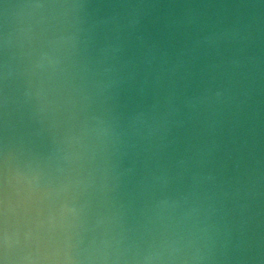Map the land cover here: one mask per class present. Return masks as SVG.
I'll use <instances>...</instances> for the list:
<instances>
[{
    "label": "clouds",
    "instance_id": "clouds-1",
    "mask_svg": "<svg viewBox=\"0 0 264 264\" xmlns=\"http://www.w3.org/2000/svg\"><path fill=\"white\" fill-rule=\"evenodd\" d=\"M0 264H264V0H0Z\"/></svg>",
    "mask_w": 264,
    "mask_h": 264
}]
</instances>
